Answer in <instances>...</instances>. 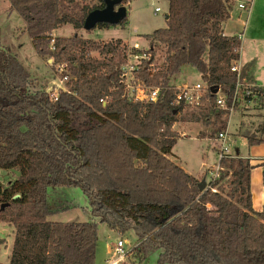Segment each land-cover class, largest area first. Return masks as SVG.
<instances>
[{"label":"trees","instance_id":"16d2710c","mask_svg":"<svg viewBox=\"0 0 264 264\" xmlns=\"http://www.w3.org/2000/svg\"><path fill=\"white\" fill-rule=\"evenodd\" d=\"M6 1L24 21L36 54L52 60L60 79L67 77L56 95L36 89L0 32V170L16 174L0 182V223L14 234L7 264H95L97 222L118 233L132 231L139 261L158 253L156 264H264V204L253 210L249 180L261 167L264 193V162L223 158L212 192L200 191L199 180L170 158L178 139L173 126L184 114L173 104L177 90L170 79L183 66L194 68L209 90L198 112L224 113L214 108L210 89L231 94L236 82L230 68L239 60L240 39L222 31L236 0H166L165 27L143 35L148 48L141 50L77 33L103 0ZM65 25L71 37L52 36ZM142 52L150 63L143 61L134 75L159 89L152 102L128 101L120 83L127 54ZM158 54L163 63L152 69ZM252 66L243 64L240 74L255 85ZM257 88L254 103L263 108L264 90ZM263 132L262 123L257 133ZM244 138L250 146L262 142ZM53 187L80 189L91 221L48 220L67 210L49 205Z\"/></svg>","mask_w":264,"mask_h":264},{"label":"rangeland","instance_id":"374dc122","mask_svg":"<svg viewBox=\"0 0 264 264\" xmlns=\"http://www.w3.org/2000/svg\"><path fill=\"white\" fill-rule=\"evenodd\" d=\"M88 4L94 5L95 2ZM122 6L127 12L126 20L122 25L94 27L90 31L81 29L77 33L82 38L103 43L119 39L128 47L132 46L134 42H138L142 49H147L148 41L142 36L165 27L164 15L167 13V1L124 0ZM156 7L160 9V12L154 13ZM250 13L243 34H238L241 40L240 57L245 62L249 60L246 58H249L250 55L258 54L260 64L257 69L260 80H264V66L261 65H264V0H254L253 9ZM0 32L2 44L26 68L36 89L44 90L51 95H56L59 89L65 90L64 80L61 81L58 74L53 70L52 60L50 58L44 60L36 54L24 30V21L16 12L9 11L6 0H0ZM73 32L70 25H65L54 30L52 36L71 37ZM93 56L97 55L94 53ZM155 59V67L152 69L163 63L162 55L158 54ZM195 83L204 85L199 73L187 65L183 66L180 73L170 79V84L174 86L193 85ZM241 106L243 112H234L232 115L221 113V116L218 117L201 114L194 108H184L185 115H178L173 126L178 134V139L171 149V160L186 173L197 176V180L200 181L208 175L218 161L214 139L219 132L224 130H227V133L231 135L228 148L230 155H234L235 151L238 150L241 156L250 159V161L264 159V143L250 146L247 140L241 137L245 134L256 139L261 137V133H257V129L263 123L264 108H259L254 102L251 104L243 103ZM182 132H185L184 136L180 135ZM262 138L264 139V135ZM15 176L14 173H6L0 170V182L4 184ZM259 176L260 168L255 167L250 171V191L253 199L259 190ZM48 203L50 206L63 205L67 207V210L57 213L58 215L52 218V221L61 223L91 221L87 199L78 188H50ZM13 239L12 227L0 223V264L8 263ZM117 240H122L125 243L126 255L112 264H156L158 253H153L141 261L135 258L132 249L137 245V240L132 231L118 233L111 231L104 223L97 224L95 264H106V261L111 259ZM108 247L111 248L109 252H107Z\"/></svg>","mask_w":264,"mask_h":264},{"label":"built area","instance_id":"2783aa9c","mask_svg":"<svg viewBox=\"0 0 264 264\" xmlns=\"http://www.w3.org/2000/svg\"><path fill=\"white\" fill-rule=\"evenodd\" d=\"M238 1V0H236ZM237 8L241 11L249 10V3L239 2L236 4ZM160 12L159 8L154 9V13ZM239 37V36H238ZM130 50H141L140 44L134 42L132 46H129ZM143 61L149 62V54L147 53H128L126 56V63L121 67L120 83L124 86V97L128 101H146L152 102L157 100L159 96V89L146 85L144 82L135 78L134 72L137 70V66ZM150 63V62H149ZM161 65V64H160ZM242 64L239 61L233 63L230 71L236 74V82L233 90L230 93L216 88L217 92L214 95V108L218 111L226 113V115H232L234 112L242 108V104H251L254 102L255 98L258 97V93L255 89L257 86L247 82L245 79L241 78L240 70ZM150 67L154 68V61L150 64ZM58 72L64 71V65L57 66ZM67 80L64 76L61 81ZM177 93L173 100L174 105H181L184 108H194L197 109L200 106L201 100L205 94L209 92L205 85L200 83H195L193 85H180L175 86ZM263 89L264 88H261ZM264 108V106H263ZM216 141V152L218 161L214 165L213 169L209 171L208 175L205 177L206 189H210L212 192L215 191L214 188L210 187V183L218 179L219 173L221 171L220 161L225 157H231L235 155H230L228 152L229 148V135L227 130L219 132L215 138ZM209 208V205H206ZM124 242L122 240H117L116 246L113 249V256L110 260L106 261V264H112L123 258L126 253L124 251Z\"/></svg>","mask_w":264,"mask_h":264},{"label":"crops","instance_id":"0c3cea01","mask_svg":"<svg viewBox=\"0 0 264 264\" xmlns=\"http://www.w3.org/2000/svg\"><path fill=\"white\" fill-rule=\"evenodd\" d=\"M238 1L242 2V3H245V2L249 3V10L248 11H244V12L239 10L237 8V6H236ZM238 1H235V4L232 7V10L229 13V18L222 25L223 34L226 35V36H234V35L238 36V34L239 35L243 34L245 23L247 22V20L249 18V13H250L251 9H253L254 0H245V1L238 0ZM263 22H264V20H263ZM240 51H241V40H240L239 60L238 61L242 65L245 64V63H249V62L253 63V66H252V69H251V75H252V78H253V80L255 82V86L264 88V80H260L261 78L259 76L258 69H257V67L260 64V56H258V54H256V53H254V54L250 55L249 58H246V59H249V60L244 62V60H242V58L240 57ZM261 65L264 66L263 64H261ZM58 88H60V86ZM242 109L243 108L239 109L236 112L237 113H240V111L243 112ZM184 115H185V113H184ZM238 116H239V114H238ZM263 124H264V120H263ZM180 135L184 136L185 132L180 133ZM228 135H229V143H230L231 142V138H230L231 135L230 134H228ZM263 135H264V132H263V134L261 133V137L258 138V139H260L262 141L261 143H264V139L262 138ZM241 137H244V136H241ZM214 141H215V139H214ZM215 149H216V141H215ZM236 153H237V156L245 158L244 156H241V154L239 153L238 150L235 151L234 155ZM262 162H264V159H257L254 162L250 161V163L252 165H254V166L259 165ZM258 168H260L259 190H258L256 196L254 197V199L252 198V195H251V206H252V202H253V207L252 208L255 211H259L261 209V206L264 204V193H263V189H262V180H261L262 168L261 167H258ZM193 177L197 179V176H193ZM250 193H251V191H250ZM57 215H58L57 213L52 214L47 219L51 220L52 218H54ZM97 224H98V222H97ZM110 249L111 248L108 247V251L107 252H109Z\"/></svg>","mask_w":264,"mask_h":264},{"label":"water","instance_id":"95a60500","mask_svg":"<svg viewBox=\"0 0 264 264\" xmlns=\"http://www.w3.org/2000/svg\"><path fill=\"white\" fill-rule=\"evenodd\" d=\"M104 7L102 9H95L90 11L83 22L82 30L90 31L99 24H106L109 26L119 25L121 21L126 18V9L122 6L124 0H103ZM167 13L164 15V20H167ZM212 94L217 92L216 88L210 89ZM237 153L235 154V156ZM206 186L205 177L198 183V189L202 191ZM14 198H17L15 196ZM4 205L1 206V209Z\"/></svg>","mask_w":264,"mask_h":264}]
</instances>
